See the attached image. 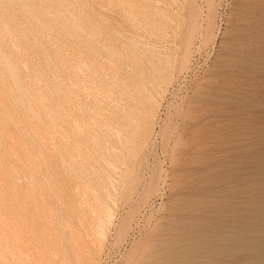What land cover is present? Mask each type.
Returning a JSON list of instances; mask_svg holds the SVG:
<instances>
[{
	"label": "rangeland",
	"instance_id": "1",
	"mask_svg": "<svg viewBox=\"0 0 264 264\" xmlns=\"http://www.w3.org/2000/svg\"><path fill=\"white\" fill-rule=\"evenodd\" d=\"M263 9L0 0V264L255 258L221 255L240 244L215 246L213 227L264 233ZM233 51L251 67L227 69ZM184 216L200 222L175 246Z\"/></svg>",
	"mask_w": 264,
	"mask_h": 264
},
{
	"label": "bare ground",
	"instance_id": "2",
	"mask_svg": "<svg viewBox=\"0 0 264 264\" xmlns=\"http://www.w3.org/2000/svg\"><path fill=\"white\" fill-rule=\"evenodd\" d=\"M255 1V0H254ZM262 0H260V2H261ZM250 2H252V1H250ZM258 4H259V2H257ZM252 5H253V3H252ZM254 5H255V2H254ZM256 6V5H255ZM260 6V5H259ZM264 10V9H263ZM248 11V10H247ZM252 11H254V10H252ZM246 13H248V12H246ZM250 13V12H249ZM258 14V13H257ZM254 15H255V13H254ZM244 16H246V15H244ZM243 16V17H244ZM249 16H250V14H249ZM256 16H260L259 14L258 15H256ZM262 16V15H261ZM260 16V17H261ZM247 17V16H246ZM253 17V16H252ZM263 17V16H262ZM262 17H261V19H262ZM250 18V17H249ZM255 17H253L252 19H254ZM259 17H257V19H258ZM245 20H246V18H244ZM251 19V18H250ZM264 20V19H263ZM247 21V20H246ZM242 22V21H241ZM255 22V21H254ZM256 22H257V20H256ZM255 22V23H256ZM259 22H260V20H259ZM259 22H257V23H259ZM264 22V21H263ZM252 23V22H251ZM239 24H241V23H239ZM238 24V25H239ZM260 24H261V22H260ZM237 25V26H238ZM242 25V24H241ZM250 25V24H249ZM249 25H247V26H249ZM257 25V24H256ZM245 26V25H244ZM258 26V25H257ZM243 27V26H242ZM239 29H241V27L239 28ZM249 29H251V28H245L244 27V29H242V32L243 33H245V34H250V32H249ZM258 30H260V29H258ZM260 32V31H259ZM258 33V32H257ZM251 37H253V36H251ZM253 39V38H252ZM249 41V40H248ZM231 43V42H230ZM232 44V43H231ZM230 44V45H231ZM257 44V43H256ZM263 44V43H262ZM237 45V44H236ZM240 45H242V43L240 44ZM247 46V45H246ZM252 46V45H251ZM233 48V47H232ZM244 48V47H243ZM247 48H248V46H247ZM246 49V48H245ZM242 50V49H241ZM240 51V50H239ZM243 51V50H242ZM238 51H236L235 53H234V51H233V56L230 58V60H229V63H228V65H227V69H230L231 67H242L243 65H244V67L245 68H249V67H251V64L250 63H248V62H246L245 60H244V58H242L241 59V57H242V55L241 54H238L237 53ZM251 53V52H250ZM227 56V55H226ZM262 58V57H261ZM251 59V58H250ZM227 60V59H226ZM256 63V62H255ZM238 69V68H237ZM236 69H234V71H235ZM239 70V69H238ZM228 71V70H227ZM244 72V71H243ZM229 73V72H228ZM232 73V72H231ZM249 73V72H248ZM225 74V73H224ZM230 74V73H229ZM237 74V73H236ZM243 74H245V73H243ZM227 75V74H226ZM238 75L239 76H241L239 73H238ZM237 75V76H238ZM236 77V76H235ZM228 78H230V77H228ZM224 80V79H223ZM225 81V80H224ZM224 81H222V82H224ZM246 81H247V79H246ZM252 81V80H251ZM225 82H227V81H225ZM228 83H230V81L228 82ZM243 83V82H242ZM253 83V82H252ZM238 84V83H237ZM235 85V84H234ZM243 85V84H242ZM229 86V85H228ZM232 86V85H231ZM238 86V85H237ZM237 86H235V88L237 87ZM222 87H224V86H222ZM221 87V88H222ZM234 87V86H233ZM225 88V87H224ZM223 88V89H224ZM227 88V87H226ZM220 92H222V91H220ZM219 94V93H218ZM226 94V93H225ZM224 94V95H225ZM222 95H223V93H222ZM241 191H242V193H243V195H242V199H239V197L237 198V201H238V204L240 205V207H244L245 206V204H246V201H247V199H246V195H247V191L245 190V187H243L242 189H241ZM201 205H202V203H201ZM208 205V206H207ZM206 206H207V212L209 213V214H214V215H216V216H221V219L219 220V221H223L224 219L222 218V216H223V212H230V213H234V208H230V207H227V208H222V207H220V206H210L209 204H206ZM208 207H210V208H208ZM182 212V211H181ZM206 213V212H205ZM204 212L202 213V214H204L205 215V217H207L206 216V214H205ZM182 214V213H181ZM241 215V219L242 220H245L246 219V211L245 210H243L241 213H240ZM111 219V218H110ZM192 221H194L195 222V224L197 225L200 221H198L197 219H193L191 216H189V217H186V216H184V217H178V218H174L173 219V225L172 226H169L166 230V233L165 234H167V235H170V234H172V233H177L178 235V238L177 239H175V238H173V239H171V238H168L167 239V241H169V243H173V245H175V246H179L178 244H180V245H183V241H182V239L180 238V236L179 235H181L182 233H183V229L182 228H179V230H177V227L178 226H181V227H185V226H187L189 223H191ZM206 221V220H205ZM231 221H233V219H231ZM214 223V222H213ZM213 223H210V222H207V223H205V225L208 227L209 225H213ZM177 225V226H176ZM213 227V226H212ZM214 228V235H213V239H214V242H213V244L215 245V246H218V245H221V244H223L225 241H234L235 239H237V241L239 242V244H240V246L238 247V249H235L234 247H230L229 249H228V251H226V252H222L221 253V255H224V254H226L227 253V255H228V257L229 256H233L234 254H236V253H241V252H244V251H246L247 253H249V254H253V255H255V258H252L251 256H249L250 258L249 259H246V261H245V263H247V264H263L264 263V233H263V231H250V230H248L247 231V229L246 228H240V229H238V231L236 232L235 230H233L234 232H232V231H230V230H227V229H225V228H222V227H213ZM73 239V238H72ZM185 250V247L183 246L182 247V251H184ZM169 253H171V252H169ZM165 255H166V252L165 251H154V253H153V256H151L153 259H154V261L151 263V264H162V263H167V264H179V263H176L175 261H174V259H165V258H163V260H162V262H159L158 261V259H156L155 260V257H165ZM189 260V259H188ZM143 263V262H142ZM144 264V263H143ZM180 264H184V263H180ZM190 264H193V263H190Z\"/></svg>",
	"mask_w": 264,
	"mask_h": 264
}]
</instances>
